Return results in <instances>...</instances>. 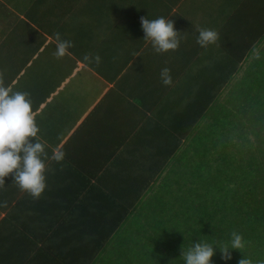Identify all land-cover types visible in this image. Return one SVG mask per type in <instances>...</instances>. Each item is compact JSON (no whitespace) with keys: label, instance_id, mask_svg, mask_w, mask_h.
Returning <instances> with one entry per match:
<instances>
[{"label":"crops","instance_id":"obj_1","mask_svg":"<svg viewBox=\"0 0 264 264\" xmlns=\"http://www.w3.org/2000/svg\"><path fill=\"white\" fill-rule=\"evenodd\" d=\"M141 17L173 21L178 49L157 54ZM201 28L217 42L197 45ZM56 33L73 45L59 59ZM263 71L264 0H0V73L47 153L38 199L0 186V264H95Z\"/></svg>","mask_w":264,"mask_h":264},{"label":"trees","instance_id":"obj_2","mask_svg":"<svg viewBox=\"0 0 264 264\" xmlns=\"http://www.w3.org/2000/svg\"><path fill=\"white\" fill-rule=\"evenodd\" d=\"M251 79L245 101L223 112L219 133L206 130L188 166L173 169L166 191L151 201L156 210L125 217L114 247L103 242L96 252L105 256L95 264H184L192 243L230 246L233 232L243 238L241 253L231 251L225 262L216 249L211 264H237L242 255L264 262V71Z\"/></svg>","mask_w":264,"mask_h":264},{"label":"clouds","instance_id":"obj_3","mask_svg":"<svg viewBox=\"0 0 264 264\" xmlns=\"http://www.w3.org/2000/svg\"><path fill=\"white\" fill-rule=\"evenodd\" d=\"M143 40L150 43L157 54L175 51L179 47L178 32L170 19L159 17L156 19L140 18ZM197 45L207 48L219 39L213 29H198ZM57 59L67 54L72 47L71 41L62 40L56 33ZM87 58V57H86ZM96 61L99 62V56ZM161 80L164 85L171 84L170 70H161ZM40 129L36 124L32 110V102L27 92L15 91L5 85L3 73H0V186L5 185V178L10 174L12 182L22 193H27L33 199H38L43 193L45 183L46 164L42 157H46L45 145L38 140ZM63 153H58L51 159L59 161ZM244 247L243 238L236 232L232 233L230 246L214 247L208 243L196 242L188 251L182 252L184 264H211L212 257L219 249L222 261L232 259L231 251H239ZM241 253V252H240ZM237 264H252L251 260L242 258ZM264 264V262H260Z\"/></svg>","mask_w":264,"mask_h":264},{"label":"rangeland","instance_id":"obj_4","mask_svg":"<svg viewBox=\"0 0 264 264\" xmlns=\"http://www.w3.org/2000/svg\"><path fill=\"white\" fill-rule=\"evenodd\" d=\"M111 247H114V245L112 244V245H110Z\"/></svg>","mask_w":264,"mask_h":264}]
</instances>
